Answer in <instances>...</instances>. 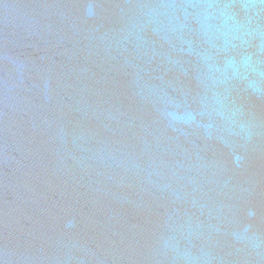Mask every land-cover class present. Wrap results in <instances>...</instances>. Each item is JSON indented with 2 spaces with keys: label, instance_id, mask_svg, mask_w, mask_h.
Returning <instances> with one entry per match:
<instances>
[{
  "label": "water",
  "instance_id": "water-1",
  "mask_svg": "<svg viewBox=\"0 0 264 264\" xmlns=\"http://www.w3.org/2000/svg\"><path fill=\"white\" fill-rule=\"evenodd\" d=\"M0 264H264V0H0Z\"/></svg>",
  "mask_w": 264,
  "mask_h": 264
}]
</instances>
